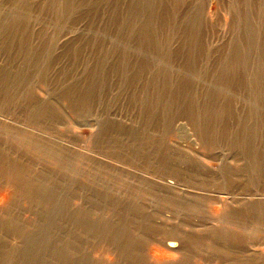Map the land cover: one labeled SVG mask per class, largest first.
Returning <instances> with one entry per match:
<instances>
[{
  "label": "rangeland",
  "instance_id": "374dc122",
  "mask_svg": "<svg viewBox=\"0 0 264 264\" xmlns=\"http://www.w3.org/2000/svg\"><path fill=\"white\" fill-rule=\"evenodd\" d=\"M0 264H264V0H0Z\"/></svg>",
  "mask_w": 264,
  "mask_h": 264
},
{
  "label": "bare ground",
  "instance_id": "6f19581e",
  "mask_svg": "<svg viewBox=\"0 0 264 264\" xmlns=\"http://www.w3.org/2000/svg\"><path fill=\"white\" fill-rule=\"evenodd\" d=\"M164 244L169 251L180 252L182 250L180 239L175 236H169Z\"/></svg>",
  "mask_w": 264,
  "mask_h": 264
}]
</instances>
